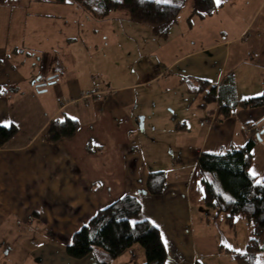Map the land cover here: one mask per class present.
<instances>
[{
    "label": "crops",
    "instance_id": "obj_1",
    "mask_svg": "<svg viewBox=\"0 0 264 264\" xmlns=\"http://www.w3.org/2000/svg\"><path fill=\"white\" fill-rule=\"evenodd\" d=\"M53 3L71 8V24L77 17L84 22L87 17L94 19L70 0ZM39 4L20 0L11 6L0 5V126L13 125L18 130L0 147V264H144L145 255L138 245L111 261L100 248L83 259L66 255L72 235L98 210L125 195L138 198L140 218L160 230L168 253L164 264H213L209 262L217 258H229L231 264H237L214 230L222 218L216 220L212 210H195L199 206L190 203L188 185L201 152L221 153L223 146L227 152L252 136L256 139L257 134L260 141L256 139L252 150L249 173L257 183L263 180L264 108H236L228 119L218 122V105L213 104L209 120L199 117L206 125L202 139L191 138L193 163L189 173H179L181 163L175 164L171 178L164 173L166 184L161 194L152 195L146 188L148 175L153 173L148 167L151 163H145L141 156L136 129L139 126L142 131L146 120H135V93L121 94L128 91L124 87L110 89V93L85 88L87 84L81 83L66 55L49 54L54 53L56 42L63 43L68 37L58 38V28L70 33L74 30L65 20L68 14H45L37 8L32 11ZM215 5L211 14L199 17L193 15V0H183L182 18L178 15L164 37L169 41L168 34L174 31L177 35L171 40L180 42L174 46L173 41V52L168 51L163 64L165 70L160 71L158 66L157 76L145 82L166 80L171 71L178 84L187 81L189 94L201 97V108L207 106L205 89H200L204 82L227 106L264 93V0H220ZM110 14L94 20L112 28L114 22L107 20ZM88 21L92 28L81 34L80 40L96 43L98 39H90L88 32L94 31L99 22ZM183 21L194 27L192 36L185 39L182 30L181 34L174 30ZM122 22L142 27L130 17ZM10 45L15 53L8 54ZM19 47L35 48L40 53L38 64L26 75L19 72L22 65L13 59L15 56L23 63L25 52L17 51ZM55 119L76 121L80 129H88V135L79 140L76 133L50 142L46 132ZM171 127L185 129L183 124ZM214 135L216 139L208 146ZM84 158H90L97 170L109 172L107 178L114 176L120 192L108 188L112 180L84 172L85 167L90 169L84 166Z\"/></svg>",
    "mask_w": 264,
    "mask_h": 264
},
{
    "label": "rangeland",
    "instance_id": "obj_2",
    "mask_svg": "<svg viewBox=\"0 0 264 264\" xmlns=\"http://www.w3.org/2000/svg\"><path fill=\"white\" fill-rule=\"evenodd\" d=\"M34 1L40 3V7L34 6L32 11L34 8H37V12L45 14H68L65 20L71 24L68 21L70 17L69 11H71L70 7L61 8L53 3L56 0ZM123 1L129 4L128 7L124 10L111 12L109 18H107L108 22H114V27L112 26L114 29L109 28L106 22L90 19V17H87L89 18L86 20L87 22L82 21V19L80 20L79 17H72L75 21L74 24H71L74 30L70 33L68 29L58 28L60 30V32L58 31V35H61L58 38H62V36L68 37H66L63 43L56 42L55 49L53 50L54 53L51 52L49 54L53 57L66 55L68 63L72 65L71 67L81 77V83H86L87 85L84 84V87L87 86L85 88L90 91L98 89L110 93L112 92L110 89L124 87L123 90L128 89V91H123L121 94L128 92L135 93V120L139 122V119L142 117L146 120L142 131L139 126L136 128L138 134H140L138 147L141 150L144 162L151 163L148 165L150 172L161 171L171 178V168L175 167V164L181 163V166L178 167L179 173L183 174L187 170L189 173V169L193 163L191 138H195L198 141L202 139L203 133L206 131V125L201 124L199 117L201 116L204 117L202 119L209 120V110L212 109L213 105L209 104L205 108L198 107L202 102L201 97H194V95L189 94L187 92V81L186 83L178 84L176 77L173 76L171 71L165 76L166 80L169 79L168 81L162 78L160 80L145 82L148 77L151 79L157 76L158 70L156 69L158 66H160V68L158 67L160 71L165 70L163 64L167 62L166 55L168 51L170 54L173 52V41L174 46L178 45L180 41L171 40L172 36L177 35L174 31L173 33L170 32V36L168 34L170 39L166 41L165 38L157 37L151 33L150 27L147 25L141 24L140 26L142 27H138L133 23L122 22L124 18H140L141 14L139 8L131 0ZM177 1L149 0V6L151 7L157 2L174 4ZM83 12L82 10L81 15L84 18L86 15ZM179 18H182V16L179 15ZM88 20L99 22L96 23L98 25H95L94 28V31L97 30V32H88L89 35L91 34L90 39H98L96 43L94 41L90 43V41L84 44L80 40L81 34L86 33L89 27L92 28V26L88 25ZM186 21L188 22V20ZM186 21H183V24L179 23L178 27H174V30H177L178 33L179 30H182L184 39L188 38L187 36H192L194 30L191 22L187 23ZM189 40L191 41L192 38ZM189 46L192 47V44H189ZM9 47L8 54L10 51L15 53V49L11 45ZM22 50L20 48L17 51L20 52ZM23 51L25 52V57L22 60L23 63H20L15 56L13 59L17 61L16 63L22 65L19 72L26 75L38 64L40 53L35 48ZM26 54H29V58L26 57ZM174 73H176L175 70ZM171 76L173 79H171ZM178 79L180 80L179 77ZM189 82L192 83V81ZM128 85L133 86L125 87ZM106 96L104 95V97ZM185 120L186 122H184ZM176 124L185 125V129L174 130L171 125L174 126ZM76 133L78 134V139L81 140L88 135V129L78 128ZM215 139V135L213 140L209 139L208 146ZM224 152L223 146L221 153ZM149 159L151 160L149 161ZM82 162L84 166L88 165L90 167V169L85 167L84 172L90 176H94L95 174L97 177H102L103 175L104 178L113 181L108 188L112 192H120L121 187L117 185V179L114 176L107 178L109 172L97 170L95 168L96 164L90 158H84ZM195 210L211 212V210L204 206H199ZM214 230L220 239L221 245L226 250H229L233 254L244 253L249 239V225L244 219L237 218L233 228H230L222 220L214 226ZM138 246L140 247V245ZM209 263L231 264V260L229 258H217L211 260ZM258 264H264V256L258 261Z\"/></svg>",
    "mask_w": 264,
    "mask_h": 264
},
{
    "label": "trees",
    "instance_id": "obj_3",
    "mask_svg": "<svg viewBox=\"0 0 264 264\" xmlns=\"http://www.w3.org/2000/svg\"><path fill=\"white\" fill-rule=\"evenodd\" d=\"M67 0H56L65 3ZM85 9L92 18L104 19L112 11L124 10L123 0H70ZM20 0H0V5H13ZM140 10V18L132 21L147 25L152 33L164 38L170 26L177 22L183 0L174 4L157 2L149 6V0H131ZM216 8L214 0H193V15L202 17ZM204 82L206 105H218L217 121L228 119L232 110L264 108V93L238 101L233 106L223 105L216 98L215 89H208ZM201 90V91H202ZM79 126L76 121L55 119L47 129L48 141L57 142L73 137ZM13 125L0 126V147L16 135ZM255 137L243 145L224 153L201 152L188 185L189 201L194 206H204L215 212L216 220L222 218L230 228L237 218L249 225V239L244 253L233 254L237 264H258L264 255V178L260 183L249 173ZM166 184L163 172L148 175L146 188L152 195H160ZM141 204L138 198L125 195L98 210L87 223L76 231L66 245V255L83 259L94 248L102 249L109 261L118 258L133 245H140L145 255L144 264H164L168 258L160 230L146 219L140 218Z\"/></svg>",
    "mask_w": 264,
    "mask_h": 264
},
{
    "label": "water",
    "instance_id": "obj_4",
    "mask_svg": "<svg viewBox=\"0 0 264 264\" xmlns=\"http://www.w3.org/2000/svg\"><path fill=\"white\" fill-rule=\"evenodd\" d=\"M37 80H39V78H37ZM42 85H44V84H42ZM256 139H257L258 141H260L259 134L256 135Z\"/></svg>",
    "mask_w": 264,
    "mask_h": 264
},
{
    "label": "snow or ice",
    "instance_id": "obj_5",
    "mask_svg": "<svg viewBox=\"0 0 264 264\" xmlns=\"http://www.w3.org/2000/svg\"><path fill=\"white\" fill-rule=\"evenodd\" d=\"M220 0H215V3L219 4ZM4 126H8L7 124H5Z\"/></svg>",
    "mask_w": 264,
    "mask_h": 264
}]
</instances>
